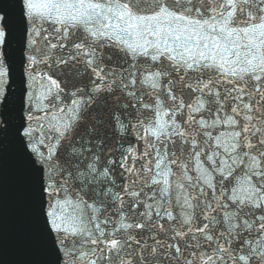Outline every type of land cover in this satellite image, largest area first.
<instances>
[{
	"label": "snow or ice",
	"instance_id": "1",
	"mask_svg": "<svg viewBox=\"0 0 264 264\" xmlns=\"http://www.w3.org/2000/svg\"><path fill=\"white\" fill-rule=\"evenodd\" d=\"M10 202L2 264H264V0H0Z\"/></svg>",
	"mask_w": 264,
	"mask_h": 264
},
{
	"label": "water",
	"instance_id": "2",
	"mask_svg": "<svg viewBox=\"0 0 264 264\" xmlns=\"http://www.w3.org/2000/svg\"><path fill=\"white\" fill-rule=\"evenodd\" d=\"M6 228H7L9 237L11 238L14 235V233L16 232L17 228H18V220H17V216H16V213H15L14 209H13V211L11 213V216H10V219L8 221V224H7ZM10 258L22 259V258H25V257L21 253H14L13 255H11ZM0 264H2V262H0Z\"/></svg>",
	"mask_w": 264,
	"mask_h": 264
}]
</instances>
